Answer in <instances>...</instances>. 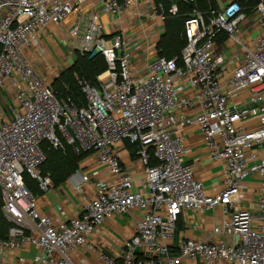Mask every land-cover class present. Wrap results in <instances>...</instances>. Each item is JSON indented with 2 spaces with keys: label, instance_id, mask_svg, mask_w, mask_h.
Segmentation results:
<instances>
[{
  "label": "built area",
  "instance_id": "2783aa9c",
  "mask_svg": "<svg viewBox=\"0 0 264 264\" xmlns=\"http://www.w3.org/2000/svg\"><path fill=\"white\" fill-rule=\"evenodd\" d=\"M180 2L192 7L186 44L180 55L160 56L166 17L179 13ZM124 15L131 27L111 31L103 20ZM52 26L73 53H101L107 61L96 82L77 76L84 105L58 97L30 60L31 51L48 60L44 37ZM133 40L148 43L137 64ZM2 88L14 103L0 96V193L14 226L0 238V253L30 243L39 248L36 264H76L72 252L107 220L139 209L135 234L117 257L103 254L107 264H264V0H177L168 9L154 0H0ZM244 90L248 105L230 102ZM195 105L194 115L177 112ZM189 125L224 164L220 191L209 193L184 163L185 139L176 128ZM124 141L138 145L147 192L136 188L116 152ZM44 143L96 153L115 175L98 185L80 215L57 223L25 184L29 176L42 192L53 187L42 171ZM216 208L223 219L208 238L181 232L175 242L184 212Z\"/></svg>",
  "mask_w": 264,
  "mask_h": 264
},
{
  "label": "crops",
  "instance_id": "0c3cea01",
  "mask_svg": "<svg viewBox=\"0 0 264 264\" xmlns=\"http://www.w3.org/2000/svg\"><path fill=\"white\" fill-rule=\"evenodd\" d=\"M103 20L108 22V27L111 31L116 27L118 28L121 24L126 27H131L132 24L127 15L120 19L117 17H103ZM142 20L148 23V19L145 17ZM44 42H47V45L53 42H63L60 43L62 44V52L70 47L63 34L53 26L44 37ZM131 44V50H133L132 62L134 64L142 62L147 51V40L142 42L133 40ZM47 52L49 59H51L52 54L48 49ZM54 52L56 53V50ZM141 67L142 70H145L144 66L141 65ZM54 69L57 71L59 67L55 66L52 70ZM40 73L45 76L44 73ZM223 84L222 89L225 90L227 86L225 83ZM230 102L241 107L248 105L250 92L248 90L241 91L232 96ZM199 109V105H195L185 111L178 110L177 112L180 116L184 114L191 116L198 112ZM176 132L182 134L185 139L186 153L184 163L194 167L196 177L203 183L209 193L220 191L223 188L224 164L210 156L199 127L196 125L177 127ZM116 152L121 158L123 167L130 172L136 188L142 192H147V187L142 184L144 179L143 164L136 153L132 151L128 141L119 143L116 146ZM84 176L88 178L82 182ZM114 179L115 175L111 174L99 162L97 154L90 153L81 161L79 169L65 182L57 186L53 185L47 192L40 190L36 192L38 208L41 213L50 216L56 223L68 220L80 215L86 204L96 197L99 184L108 183ZM81 182L82 187L80 189L78 186ZM246 192L247 190L244 189V194ZM248 206L250 209L257 208L256 203L251 201L248 202ZM253 206L256 208H253ZM142 214L141 210L134 209L107 220L88 237L86 244L79 246L72 252L74 262L76 264H107L103 254L110 258L117 257L125 242L135 234L137 221ZM183 214L189 218L190 226L182 232L187 238L192 239L208 238L213 226L219 224L223 219L220 208L210 209L204 213L188 211ZM38 252L39 248L30 243L13 250L5 249L0 253V264H36L34 257Z\"/></svg>",
  "mask_w": 264,
  "mask_h": 264
},
{
  "label": "trees",
  "instance_id": "16d2710c",
  "mask_svg": "<svg viewBox=\"0 0 264 264\" xmlns=\"http://www.w3.org/2000/svg\"><path fill=\"white\" fill-rule=\"evenodd\" d=\"M174 1L177 0H154L156 4L162 2L166 9ZM179 7L178 14H168L166 17L165 31L161 35L157 47L160 56L171 58L180 55L186 44L185 22L192 7L184 2H180ZM107 68L108 64L103 54L97 53L91 56V54L83 55L77 52L75 61L61 71L60 76L52 82V87L58 97H71L77 104L84 105L85 95L77 76L96 82L98 75L106 71ZM133 145L136 146L134 150L132 149L135 152L138 145ZM65 146V149H56L49 143L43 145L46 160L42 164V171L51 176L55 186L62 184L73 175L79 169L81 161L88 155L84 152L77 154L71 145ZM25 184L35 193L39 191L37 182L29 176H26ZM2 206L3 201L0 193V238L7 239L10 237L14 224L4 214Z\"/></svg>",
  "mask_w": 264,
  "mask_h": 264
},
{
  "label": "rangeland",
  "instance_id": "374dc122",
  "mask_svg": "<svg viewBox=\"0 0 264 264\" xmlns=\"http://www.w3.org/2000/svg\"><path fill=\"white\" fill-rule=\"evenodd\" d=\"M63 43V42H60ZM58 42H53L50 43L49 45H47V42L45 43L46 48L48 49V51H50L51 55V59L48 58L47 61L43 60L42 57L34 52L31 51L30 55V60L32 61V64L36 67V69L39 72L44 73V78H46V80H48L49 82L54 81L57 77L60 76L61 71H63L64 69H66L68 66H70L76 59V53L78 51H76L75 53L72 52L71 47H69L68 50L65 49V51H61V46L62 44H60ZM108 45H110V41H108ZM56 50V53L54 52ZM80 53V52H79ZM54 64V66H53ZM55 68V66L59 67V69L57 71L52 70L53 67ZM52 67V68H51ZM0 96L6 101L9 102L11 101L12 103H14V99L13 97L10 95L9 91L6 88H2L0 90ZM3 104V102H1ZM128 144L131 146V148L134 150L136 148L135 145H133L132 143H130L128 141ZM253 208H256L255 206H253ZM189 218L183 214L180 216L178 225H177V233H176V237H175V242L178 243L180 240V233L183 230H186L189 227Z\"/></svg>",
  "mask_w": 264,
  "mask_h": 264
}]
</instances>
